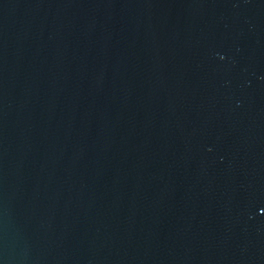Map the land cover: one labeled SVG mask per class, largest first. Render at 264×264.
<instances>
[{
  "label": "water",
  "instance_id": "95a60500",
  "mask_svg": "<svg viewBox=\"0 0 264 264\" xmlns=\"http://www.w3.org/2000/svg\"><path fill=\"white\" fill-rule=\"evenodd\" d=\"M0 264H264V0H0Z\"/></svg>",
  "mask_w": 264,
  "mask_h": 264
}]
</instances>
